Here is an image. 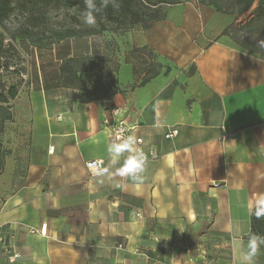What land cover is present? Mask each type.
I'll return each mask as SVG.
<instances>
[{
	"label": "crops",
	"instance_id": "0c3cea01",
	"mask_svg": "<svg viewBox=\"0 0 264 264\" xmlns=\"http://www.w3.org/2000/svg\"><path fill=\"white\" fill-rule=\"evenodd\" d=\"M235 20L182 0L149 29L38 54L39 73L13 115L26 137L0 186V264H244L264 194V60L222 36ZM108 56L113 98L82 102L83 91L64 87L63 62ZM90 72L80 76L93 89ZM111 106L136 126L133 150L115 163L103 127ZM171 129L179 132L168 139ZM138 153L141 174L121 175ZM94 159L104 170L92 177L85 163ZM254 264H264V245Z\"/></svg>",
	"mask_w": 264,
	"mask_h": 264
},
{
	"label": "trees",
	"instance_id": "16d2710c",
	"mask_svg": "<svg viewBox=\"0 0 264 264\" xmlns=\"http://www.w3.org/2000/svg\"><path fill=\"white\" fill-rule=\"evenodd\" d=\"M19 2V0H16ZM30 3L38 1L42 4H54L56 7H66L77 10L80 15L84 13V0H24ZM182 0H117V7H113L111 3L107 8H101L97 14V23L94 28L76 29L73 27L60 28L52 32V44L59 43L68 39L86 38L99 36L105 32L129 31L131 29L141 27L149 29L155 22L161 21L166 17L165 7L180 4ZM198 4L210 6L216 9L217 12L236 17L222 36L230 37L233 42L239 45L246 51L260 55L264 60V46H261V41H264V0H197ZM99 5V0H97ZM26 8V6H23ZM15 0H0V24H3L16 9ZM167 9V8H166ZM35 21H41L42 17H31ZM112 24L115 27H109ZM34 34L30 29H24L22 35L31 37ZM2 44V43H0ZM0 45V57L2 47ZM89 62V63H88ZM91 61L86 59H69L63 62L61 66V75L63 85L67 88H75L83 91L81 95L82 102H92L101 100L99 92L96 89L103 88L101 82H97V87L89 88L86 82L80 76V72L92 71ZM118 69V67H117ZM159 71L154 69L150 71V77L157 75ZM92 76V75H91ZM119 92L118 80L113 79L110 82V95L106 99L113 98ZM18 94V86H13L9 89L8 95L0 94V132L4 129L6 121L13 120V113L9 107L4 105L9 104L10 100H14ZM3 170V160L0 155V171ZM254 209L251 214V236L264 238V216L259 218L254 214Z\"/></svg>",
	"mask_w": 264,
	"mask_h": 264
},
{
	"label": "rangeland",
	"instance_id": "374dc122",
	"mask_svg": "<svg viewBox=\"0 0 264 264\" xmlns=\"http://www.w3.org/2000/svg\"><path fill=\"white\" fill-rule=\"evenodd\" d=\"M15 5L17 7L15 11L3 24H0V43H2L0 45H3L0 57V94L8 95L11 87L18 86L17 97L14 100H10L9 104L4 105L10 108L13 115L20 109L22 104L19 102L21 91L22 94H25L23 96V99H25L26 92L31 87L32 78L35 77L36 72L39 73L38 67L40 68L39 60H41V55L38 58V54L57 44H52V32L56 29L67 27L76 29L96 27V24L89 26L83 23L82 15L75 9L56 7L54 4L45 5L38 1L30 3L24 0H19V2L15 0ZM23 6H26V8ZM166 8L163 10H166ZM31 17H42V20L40 22L35 21ZM108 26L115 27L112 24ZM24 29H30L34 34L30 38L24 37L22 35ZM119 33H124V31H119ZM87 38L89 39L90 37ZM73 40L75 45H84L82 42L85 38ZM109 59L108 56L107 61H105V58L100 61H93L91 66H94L93 73L89 71L92 73L90 77L91 81L95 83L94 85L98 81L102 83L103 88L96 89L100 95H106L110 92V82L115 77V62ZM25 133L19 128L15 117L12 121H6L3 131L0 132V155L3 160V170L0 171V186L5 175L6 159L11 157L15 149L19 148L15 146V143L20 141L22 137L25 138ZM17 164V162L10 163V165H13V169L17 168ZM2 196L0 193V202ZM4 251L3 245H0V262L5 254Z\"/></svg>",
	"mask_w": 264,
	"mask_h": 264
},
{
	"label": "clouds",
	"instance_id": "9594fccd",
	"mask_svg": "<svg viewBox=\"0 0 264 264\" xmlns=\"http://www.w3.org/2000/svg\"><path fill=\"white\" fill-rule=\"evenodd\" d=\"M85 11L82 14L83 23L89 26H93L97 23V14L101 8H107L109 3L115 8L118 6L117 0H99V5L97 0H84ZM261 46H264V41H261ZM134 140L132 137H128L121 144H113L109 151L112 154V162L115 163L119 155L124 150L132 151V145ZM143 162L142 154L131 155L128 157L125 166L118 169L117 171L121 174H133L135 175L141 170V164ZM254 214L257 218L264 216V194H259L258 198L255 200V210ZM261 245H264V238H257L256 236H251L247 243V250L243 254L244 264H254V258L257 255L258 249Z\"/></svg>",
	"mask_w": 264,
	"mask_h": 264
},
{
	"label": "built area",
	"instance_id": "2783aa9c",
	"mask_svg": "<svg viewBox=\"0 0 264 264\" xmlns=\"http://www.w3.org/2000/svg\"><path fill=\"white\" fill-rule=\"evenodd\" d=\"M103 127L109 131V138L111 139L113 144H121L124 142L125 139L128 137H132L136 126H132L127 121L124 111L116 106H111L107 109L104 120H103ZM178 129H171V131L167 134V138L171 139L178 135ZM226 138V137H225ZM136 144L141 146L143 144V139L137 138ZM150 155H154L153 152H150ZM146 160V156H143V161ZM86 168L90 172L92 177L101 175L104 170V161L101 159H94L89 160L85 163ZM144 164H141V170L135 174V176L140 175L143 171ZM133 175V174H132ZM41 234L46 235V228L43 227L39 230ZM3 240L0 237V243ZM19 257V254H14L13 256L9 257L11 262L16 261Z\"/></svg>",
	"mask_w": 264,
	"mask_h": 264
}]
</instances>
